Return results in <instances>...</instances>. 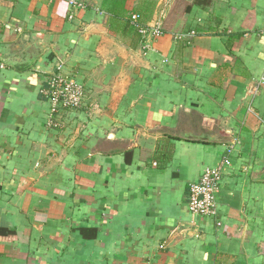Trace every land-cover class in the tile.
Wrapping results in <instances>:
<instances>
[{"label": "crops", "instance_id": "crops-1", "mask_svg": "<svg viewBox=\"0 0 264 264\" xmlns=\"http://www.w3.org/2000/svg\"><path fill=\"white\" fill-rule=\"evenodd\" d=\"M76 1L0 0V264H264V0H171L158 37L131 15L166 0ZM57 72L87 98L53 126Z\"/></svg>", "mask_w": 264, "mask_h": 264}, {"label": "built area", "instance_id": "built-area-1", "mask_svg": "<svg viewBox=\"0 0 264 264\" xmlns=\"http://www.w3.org/2000/svg\"><path fill=\"white\" fill-rule=\"evenodd\" d=\"M160 11V17L153 26L144 24L139 14H132L131 20L138 27L143 35L151 34L158 37L163 34V19L167 14L168 3ZM72 7H80L81 4L76 0H70ZM196 29H191L190 34H196ZM7 65L0 57V75L6 70ZM41 92L46 95L50 102L49 124L53 126L60 125L58 118L62 115L80 109L86 102V88L77 81L75 77L68 76L62 72L52 74L46 81V85ZM232 149L224 155L221 164L216 168H206L198 182H194L189 188L188 207L195 215L215 216L217 214V193L218 183L221 179L225 165L231 164Z\"/></svg>", "mask_w": 264, "mask_h": 264}, {"label": "trees", "instance_id": "trees-1", "mask_svg": "<svg viewBox=\"0 0 264 264\" xmlns=\"http://www.w3.org/2000/svg\"><path fill=\"white\" fill-rule=\"evenodd\" d=\"M195 2H197V1H195Z\"/></svg>", "mask_w": 264, "mask_h": 264}]
</instances>
